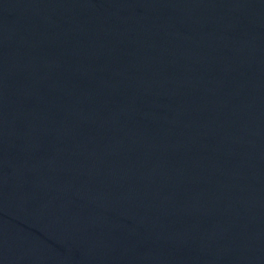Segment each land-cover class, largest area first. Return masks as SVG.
<instances>
[{
  "label": "water",
  "instance_id": "water-1",
  "mask_svg": "<svg viewBox=\"0 0 264 264\" xmlns=\"http://www.w3.org/2000/svg\"><path fill=\"white\" fill-rule=\"evenodd\" d=\"M0 264H264V0H0Z\"/></svg>",
  "mask_w": 264,
  "mask_h": 264
}]
</instances>
